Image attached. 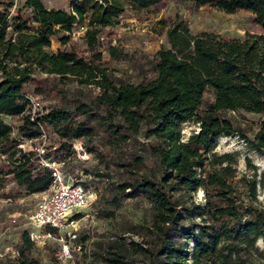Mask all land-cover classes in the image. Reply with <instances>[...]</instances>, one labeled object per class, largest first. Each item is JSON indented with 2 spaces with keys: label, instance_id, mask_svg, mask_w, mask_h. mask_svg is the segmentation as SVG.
<instances>
[{
  "label": "trees",
  "instance_id": "16d2710c",
  "mask_svg": "<svg viewBox=\"0 0 264 264\" xmlns=\"http://www.w3.org/2000/svg\"><path fill=\"white\" fill-rule=\"evenodd\" d=\"M164 1L70 0L68 9H49L42 0H24L29 12L16 15L9 12L14 0L0 1V188L11 185L6 197L34 194L52 181L50 169L34 149L21 147L15 133L34 141L50 131L63 144L82 139L104 170L93 173L90 184L79 183L94 186L96 202H106L100 209L105 216L126 199L152 204L146 245L129 242L150 264H263L256 242L264 240V205L246 204L234 188L236 155L211 150L218 137L236 134L264 156V0H181L190 9L249 12L257 29L224 38L192 34L180 19L168 26L161 20L166 45L152 55L139 53L138 81L117 78L110 67L127 53L108 46L104 59L102 29L127 11L144 12ZM75 24L83 27L86 54L71 44ZM52 41L59 45L55 50ZM65 80L98 88L102 99L71 96ZM30 95L47 102L33 117ZM239 109L260 115L252 137L220 114ZM188 121L198 129L183 140L181 125ZM142 129L154 139L147 147L159 175L142 174L143 156L126 149ZM246 164L254 167L247 158ZM244 183L254 199L255 178ZM198 189L203 204L193 198ZM24 239L32 243L26 234ZM99 257L103 264H131L118 250ZM11 264L36 262L19 245Z\"/></svg>",
  "mask_w": 264,
  "mask_h": 264
},
{
  "label": "rangeland",
  "instance_id": "374dc122",
  "mask_svg": "<svg viewBox=\"0 0 264 264\" xmlns=\"http://www.w3.org/2000/svg\"><path fill=\"white\" fill-rule=\"evenodd\" d=\"M42 2L49 9H68L70 0H42ZM9 12L11 15H16L29 10L24 7V0H14ZM178 19L186 24L192 34L205 31L224 38H240L245 32L257 29L251 22L249 12L237 11L229 14L206 5L198 9H190L181 0H165L158 8L144 12L127 11L118 17L113 25L103 28L99 37L104 59L108 58V46H116L127 53L126 58L112 62L110 70L113 75L123 80L138 81L141 72L137 64V56L140 52L152 55L161 46L166 45L165 36L163 32L161 33L164 29L160 21L165 20L168 26ZM69 36L71 44L80 53L86 54L82 27L78 24L73 25ZM58 47V43L52 41L51 48L55 50ZM63 86L71 96L102 99L101 90L94 86L78 85L72 80H65ZM207 98H211V95L207 94ZM40 101L42 106L47 103L43 99ZM220 114L229 118L234 125L241 127L249 137H252L256 130V123L260 117L259 114L240 109ZM2 120L9 121L6 117H2ZM197 129L198 125L194 121L183 123L182 139L185 140ZM14 136L22 142L21 147L24 150H31L44 144L45 156L58 160L63 172L73 175L78 182L90 184L92 174L104 170V167L99 165L95 157L87 151L82 139H74L63 144L50 131L46 134L45 140L39 138L31 141L21 138L16 133ZM135 138L137 141L131 138L127 141L126 149L143 156L146 168L141 173L147 176L151 173L159 175L155 156L147 147L149 143L154 142V139L145 137L143 129ZM211 152L234 153L237 157L234 188L246 204L264 205V156L250 150L236 134L218 137ZM246 158L254 166L253 168L247 166ZM250 177L256 180L254 199L249 197L244 183V178ZM10 186L0 188V264H11L17 256L19 245L24 254L34 259L36 264H103L99 256L106 253V250L120 251L131 260V264H150L149 258L134 251L129 243L133 241L145 246L150 238L147 228L152 219L153 207L146 199L123 200L114 214L107 217L100 211L101 208L107 207L106 202L103 199L96 202L97 193L94 186L89 185L84 188L93 195V201L78 212L73 224L65 227L54 237H45L42 228L32 224L29 219L34 209L36 195L22 193L19 196L6 197ZM193 198L199 204H203L204 192L198 189L193 194ZM72 233L75 234L74 239L70 238ZM24 234L28 236L31 244L25 241ZM64 244L68 245L70 255L61 258L59 252ZM256 245L262 252L258 262L264 264V240L258 239ZM11 250H15L16 254H12ZM199 258L204 260L206 255L199 254Z\"/></svg>",
  "mask_w": 264,
  "mask_h": 264
},
{
  "label": "built area",
  "instance_id": "2783aa9c",
  "mask_svg": "<svg viewBox=\"0 0 264 264\" xmlns=\"http://www.w3.org/2000/svg\"><path fill=\"white\" fill-rule=\"evenodd\" d=\"M29 100L33 117L36 111L41 110L42 105L37 96L30 95ZM45 138L46 134L43 133L40 139L45 140ZM43 146L44 144H40L34 148V151L38 156L39 163L50 169L52 181L47 190L36 195L34 209L29 219L32 224L42 228L43 236L54 237L65 227L73 224L78 212L90 204L94 197L73 175L63 172L58 160L45 156ZM53 229L56 230V234L51 231ZM70 238L74 239L75 234L72 233ZM11 252L16 254L15 250H11ZM59 253L61 258L70 255L68 245L64 244Z\"/></svg>",
  "mask_w": 264,
  "mask_h": 264
},
{
  "label": "crops",
  "instance_id": "0c3cea01",
  "mask_svg": "<svg viewBox=\"0 0 264 264\" xmlns=\"http://www.w3.org/2000/svg\"><path fill=\"white\" fill-rule=\"evenodd\" d=\"M34 195H38V193H34Z\"/></svg>",
  "mask_w": 264,
  "mask_h": 264
}]
</instances>
